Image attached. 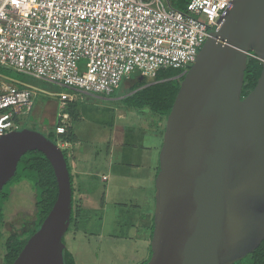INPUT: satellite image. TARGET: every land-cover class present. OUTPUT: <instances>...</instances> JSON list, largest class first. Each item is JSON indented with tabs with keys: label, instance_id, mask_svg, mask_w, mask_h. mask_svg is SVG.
<instances>
[{
	"label": "water",
	"instance_id": "95a60500",
	"mask_svg": "<svg viewBox=\"0 0 264 264\" xmlns=\"http://www.w3.org/2000/svg\"><path fill=\"white\" fill-rule=\"evenodd\" d=\"M218 18L165 122L146 264H235L264 241V0H231ZM249 57L262 71L242 98ZM31 151L58 192L13 264H64L73 190L59 144L27 128L0 136V193Z\"/></svg>",
	"mask_w": 264,
	"mask_h": 264
},
{
	"label": "built area",
	"instance_id": "2783aa9c",
	"mask_svg": "<svg viewBox=\"0 0 264 264\" xmlns=\"http://www.w3.org/2000/svg\"><path fill=\"white\" fill-rule=\"evenodd\" d=\"M230 1L190 0L181 12L170 0H0V67L92 95L112 93L132 73L183 76ZM35 94L1 84L0 136L20 130ZM70 99L60 95L62 106ZM68 120L58 112L56 135Z\"/></svg>",
	"mask_w": 264,
	"mask_h": 264
},
{
	"label": "rangeland",
	"instance_id": "374dc122",
	"mask_svg": "<svg viewBox=\"0 0 264 264\" xmlns=\"http://www.w3.org/2000/svg\"><path fill=\"white\" fill-rule=\"evenodd\" d=\"M85 66L86 61L83 60L81 67L85 68ZM137 76V73H132L123 81L120 90L110 96L91 95L90 97H82L76 104L80 119L71 121L72 128L74 130L77 128L80 131L79 134L85 138L93 137V140L89 138L90 140L83 142L87 156L80 164L83 167L82 170L84 167L90 169L91 166L94 169L100 168V164L97 165L94 161L99 160L100 153L102 156L105 153L108 147L107 142H109L107 137L111 133L113 138L116 136L114 143L117 154L122 150V146L119 145L125 140L122 139L121 134L123 135L128 131L144 134V139L141 140L126 139L131 145L150 146L153 138L151 135L156 131V116L147 109L137 110L117 100L120 96L128 93L125 84L127 82L132 84ZM0 80L7 84H11V81L23 80L36 86L32 110L29 115L20 116L22 122L20 128L32 129L48 136L49 132L46 128L49 127L46 125L41 127L39 123L34 122L36 108L39 107V103H44V105L47 102L57 103L60 101L61 94L70 95L71 92L66 88L18 74L9 68L0 67ZM150 82L152 81L149 80ZM42 90L48 92L49 95L44 96ZM59 110L64 111L61 106ZM163 123L161 121L160 139H162L163 127L165 128V123ZM70 150L64 151L68 162ZM127 151L134 152L133 149ZM95 152L97 153L95 154ZM141 173L145 178L147 167ZM116 182L118 183L116 184L117 188H114L106 196L105 189L112 186L113 180L110 179L109 182L101 183L100 178L96 177L93 182L88 184L86 179H82V183L86 185V192L81 194V203L78 201L80 190L75 189L73 206L77 210V205L81 204L80 209H83L78 220L79 234L77 235L78 238L82 239L76 244L78 248L76 259L81 262L80 264H140L148 262L150 258V245L148 238L144 237L147 235L144 222L148 219V214L153 217L154 205L148 204L145 200L142 203L141 197L144 192L139 189V186L136 187L137 189H132L130 181L119 180ZM150 184L153 187L154 183ZM147 185L148 183H146ZM151 193L149 191V194ZM106 197L108 201L105 210H103ZM127 199L137 203L128 205ZM124 202L126 203L124 204ZM35 203L36 195L28 182L23 181L10 187V197L4 205V225L0 237V264H3L5 255V239L9 235L22 234L34 228ZM73 218L75 220V210H73ZM74 231L75 229L71 226L69 233Z\"/></svg>",
	"mask_w": 264,
	"mask_h": 264
},
{
	"label": "trees",
	"instance_id": "16d2710c",
	"mask_svg": "<svg viewBox=\"0 0 264 264\" xmlns=\"http://www.w3.org/2000/svg\"><path fill=\"white\" fill-rule=\"evenodd\" d=\"M189 1L190 0H170L171 6L181 12L185 11ZM261 71L262 63L254 57H249L244 74L242 98L246 97L247 94L254 89L257 80L260 77ZM183 76L181 70L172 68L158 71L155 77L150 79L152 81L150 83L149 79L143 78L140 80L138 75L136 80L132 82L133 85L128 90L131 94L123 101L126 105L131 106L134 109H147L155 115L160 122L163 121L165 123L178 93ZM65 113L69 115L65 134L56 135L55 125L53 132L46 136L50 141L56 144L76 142V137L70 127V122L77 120L79 117L77 106H70ZM162 133H164V131ZM68 168L70 171L69 165ZM23 181H26L31 185L32 190L36 195L35 225L33 229L25 233H15L9 235L5 239V255L3 258V264H13L27 240L39 229L41 223L51 210V207L57 198L58 191L56 179L49 161L41 152L38 151H31L25 154L17 165L15 177L2 189L0 193V237L4 225V205L9 200L10 187ZM72 190L74 192V188H72ZM75 220L73 218L71 221V223L74 222L72 225L73 228L77 226ZM149 227L151 238L153 230V217L151 218ZM69 230L67 234L69 233ZM64 243L66 244L65 238ZM63 259L64 264H76L73 255L67 250V248L64 250ZM146 263L147 262H143L140 264ZM235 264H264V241L254 253Z\"/></svg>",
	"mask_w": 264,
	"mask_h": 264
},
{
	"label": "crops",
	"instance_id": "0c3cea01",
	"mask_svg": "<svg viewBox=\"0 0 264 264\" xmlns=\"http://www.w3.org/2000/svg\"><path fill=\"white\" fill-rule=\"evenodd\" d=\"M16 73H18V72H16ZM18 74H21V73H18ZM21 75H24V74H21ZM137 75H139V74H137ZM25 76H27V75H25ZM27 77H30V76H27ZM30 78H32V77H30ZM32 79H35V78H32ZM35 80H37V79H35ZM38 81H40V80H38ZM41 82H43V81H41ZM10 83L11 84H7L5 81L0 80V87H1V84H6V85H16L19 87L27 86V87H31V88L36 90L35 85L27 83L23 80H18V82L17 81L16 82L11 81ZM122 83H121V85H122ZM121 85L118 89L114 90L110 94H100V95L110 96V95L114 94L116 91H119L121 88ZM132 85L133 84H130L129 82H127V84H125V86H126V88H128V90L131 88ZM59 87H61V86H59ZM67 90H69V89H67ZM69 91L71 92V94L68 96H70L71 99H70V101L69 100L64 101L63 106H62V102H60V101L57 103L47 102V103H45V105H44V103H39V107H37L35 110L34 122L39 123L41 125V127H45V125L47 127H49V128H46L48 130L49 134L52 133L54 128H55L56 116H57L58 112L60 111L59 110L60 106L64 109V111H61V112H66L70 106L78 104L79 99H81L82 97H87V96L90 97L92 95V94H86V93H80V92L75 93L71 90H69ZM42 92H43V94H45L44 96L49 95V93L48 92L46 93L45 90L44 91L42 90ZM130 94L131 93L128 92L126 95L120 96L117 100L124 102L123 100L126 97H128ZM59 100H60V98H59ZM32 107H33V105H32ZM31 110H30V112H31ZM29 113L27 115H29ZM78 116L79 117L77 120L80 119L79 111H78ZM155 119H156L155 121L157 123L156 124V131L153 135H151L153 138L151 139L150 146L148 145L147 147H142V145H141L140 147H138L136 144L131 145L129 143V141H126V139L136 138L137 140H141V139H144V134H137L133 131H128V132H125L123 135L121 134V137H123L122 139H125V140H123V142L119 145V146H122V150H120V153L117 154V150L115 151L116 146L114 143L116 136L113 138V134L111 133L107 137L109 142H107L108 147L105 150V153L103 154V156H102V153H100L99 160L94 161L95 164H97V165H98V163L100 164V168L94 169V167L91 166L90 169H87L86 167H84V170H82L83 167H81V165H80L83 162V159L87 156L85 154L86 150H84V148H83V142L88 141L90 139L93 140V137L90 136L89 137L90 139L83 137L81 134H79L80 131L77 128H75V130L72 128V125L70 122V127L72 128V130L74 132V135L76 137V142H74V143H61V144L59 143V144L61 146H63L62 148L64 151L71 149L70 153H68L69 159H70L68 162V165H69L70 171H71L72 183H73L75 189L77 188V190H80V197L78 199L81 200V202H82L81 194L83 192H86V188H85L86 185L84 183H82V179H84V180L86 179V181L89 184V183L93 182L96 179V177H98V178H100L101 183L109 182L110 179L113 180L112 186L107 187L105 189L106 196H107V194L112 192L114 188H117L116 184H118V183L116 181L125 180V181H130V183H131L130 187L132 189H137L136 187L139 186L140 187L139 189L143 190L142 192H144V194L141 197L142 203L145 200V202H147L148 204L154 205L155 190H154V185L152 187L150 183H154V180H155V177L157 174L158 155H159L160 148L162 146V139H160V136H159V134L161 132L160 131L161 122L159 119H157V118H155ZM20 122H21V117H20ZM21 124H22V122H21ZM163 131H164V127H163L162 132ZM138 136H140V137L138 138ZM162 138H163V133H162ZM129 149H133L134 152L127 151ZM96 153L97 152H95V154ZM146 167H147V173H146L145 178H144V175L141 173V171ZM145 182L148 183L147 186H146ZM149 191H151L152 193L149 194ZM107 201H108V198L106 197L105 202L103 204V210H105V208H106ZM126 202H128L127 203L128 205L129 204L133 205L134 203H137L135 201L132 202L129 199H127ZM126 202H124V204ZM134 210H136V209H134ZM81 212L83 213V209L81 210ZM147 218L148 219H146V221L144 222V225H145V228L147 231V235L146 236L144 235V237L148 238V242L150 244L151 238H150V233H149L150 232L149 231V228H150L149 224H150L152 217L148 214ZM76 225L77 226L75 228V231L69 233V235H66L65 242H66V248L73 255L75 263L80 264L81 262H79L76 259V251L78 249L76 244L82 238H78V236H77L79 234V229H78L79 222ZM78 245L80 246V244H78ZM83 248H85V247H83Z\"/></svg>",
	"mask_w": 264,
	"mask_h": 264
},
{
	"label": "flooded vegetation",
	"instance_id": "af4514ba",
	"mask_svg": "<svg viewBox=\"0 0 264 264\" xmlns=\"http://www.w3.org/2000/svg\"><path fill=\"white\" fill-rule=\"evenodd\" d=\"M70 176H71V173H70ZM72 179V178H71ZM71 184H72V188H74V192H73V199L75 198V187H74V185H73V183L71 182ZM80 203H81V200H78ZM78 206V209L76 210V207L74 208V206H73V201H72V215H71V221H72V219H73V210H75V221H76V224L78 223V220H79V217L81 216V209H80V206H81V204L79 205H77ZM77 213V214H76ZM74 223V222H73ZM73 223H71L70 224V227L73 225ZM69 227V228H70ZM76 228V227H75ZM74 228V229H75Z\"/></svg>",
	"mask_w": 264,
	"mask_h": 264
}]
</instances>
